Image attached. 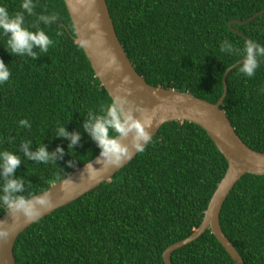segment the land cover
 Masks as SVG:
<instances>
[{"label":"trees","instance_id":"trees-1","mask_svg":"<svg viewBox=\"0 0 264 264\" xmlns=\"http://www.w3.org/2000/svg\"><path fill=\"white\" fill-rule=\"evenodd\" d=\"M23 0H0L9 15L24 12ZM24 27L43 30L53 41L33 60L9 54L0 29V60L11 72L0 84V152L19 154L14 173L25 181L28 198L63 178L101 149L83 128L88 113L102 115L111 99L73 40L62 0H32ZM114 31L134 70L152 85L191 93L215 102L226 67L243 57L246 40L264 46V0H105ZM55 14L45 24L41 16ZM245 36V39L242 37ZM227 39L239 52L220 50ZM33 51H38L33 48ZM242 62L225 76L219 105L236 135L251 149L264 152V57L251 78ZM27 120L30 128L21 127ZM63 126L80 133L70 140L56 135ZM110 135L116 136L115 132ZM57 147L55 163L27 160L20 149ZM71 162V166H70ZM226 167L203 129L188 121H168L151 143L109 179L71 202L32 222L16 237L15 264H164L161 251L189 235L199 224L207 201ZM4 178L0 176V195ZM0 203V215L3 208ZM220 228L244 264H264V175L245 173L234 183L218 214ZM171 264H233L206 228L170 253Z\"/></svg>","mask_w":264,"mask_h":264},{"label":"water","instance_id":"water-1","mask_svg":"<svg viewBox=\"0 0 264 264\" xmlns=\"http://www.w3.org/2000/svg\"><path fill=\"white\" fill-rule=\"evenodd\" d=\"M62 1L71 21L73 40L82 49L94 76L111 101L114 95H120L134 105L135 109L140 110L134 112L136 118L150 117L153 127L148 131L151 136L164 122L178 120L196 124L204 130L226 162L224 173L207 201L199 224L189 235L170 243L161 251L163 263L171 264L170 253L174 249L191 242L208 228L232 263L244 264L234 246L223 234L218 221L220 207L240 176L245 173L264 175V152L249 148L236 135L224 111L219 107L226 89L225 76L230 69L243 61L244 56L224 69L221 75L222 92L213 103L185 91L152 86L137 74L127 58L114 31L105 0ZM262 12L264 7L246 20H230L227 25L232 31L237 32L231 28V23L249 21ZM242 37L245 39V36L242 35ZM124 77H128L130 82H124ZM126 89H130L131 94L125 91ZM122 143L128 146L131 155L120 164L104 166L98 163V160H102L100 150L63 178L28 197L27 199L33 200L48 195L52 200L50 207L36 206L39 215L35 220H27L23 215H20L19 219L12 220L10 210L4 207L0 221L4 222V227L12 229V234L6 243L0 242V264H15L12 247L17 235L24 228L109 179L137 153L132 137L123 140ZM88 164H91L94 169L90 168L86 171Z\"/></svg>","mask_w":264,"mask_h":264},{"label":"clouds","instance_id":"clouds-1","mask_svg":"<svg viewBox=\"0 0 264 264\" xmlns=\"http://www.w3.org/2000/svg\"><path fill=\"white\" fill-rule=\"evenodd\" d=\"M21 7L24 12L30 14L35 5L32 0H23ZM24 12L11 16L5 7L0 6V29L8 37L7 45L11 50L10 55H27L35 60L40 56L39 53L48 51L53 41L43 30L30 31L25 28L23 26ZM56 19L57 16L54 13L40 17V20L45 24ZM33 48H37L38 51H33ZM220 50L229 54L239 52V49L235 48L227 39L221 43ZM243 56L244 59L239 70L242 74L251 78L259 67V58L264 57V46L248 39L244 43ZM10 76L11 72L8 66L5 65L3 60H0V84L7 82ZM124 82H130L129 78L124 77ZM125 91L131 94L130 89ZM135 111L140 110L135 109L134 105H131L129 101L120 95H114L111 104L102 109V115H94L92 112L88 113V119L84 121L83 128L101 149L100 156L102 160H98V163H102L104 166H112L118 165L129 158L131 155L129 148L122 143L123 140L129 137H132L137 150L141 152L144 151L147 144L151 143V134L148 129L153 127L152 119L150 117L138 119L134 115ZM19 125L25 128L31 127L29 122L24 119L19 121ZM110 132H115L117 135L112 136ZM56 135L68 138L70 140L68 148L71 149L81 138L80 133H69L63 126L57 128ZM30 146L31 141L22 142L20 145L23 156L27 160L55 163L57 153L61 156L64 155V149L60 147H57L55 152L50 153L44 145L37 147L35 152L29 151ZM21 163L22 158L19 154L9 151L0 152V176L4 178L0 203L10 210L12 220L19 219L20 215H23L27 220H35L39 215L36 206L50 207L52 200L48 195L34 198L33 200L20 195L25 191V181L22 177L14 178V173ZM90 168L94 169L91 164H88L86 171ZM3 225L4 222L0 221V242L6 243L12 234V229Z\"/></svg>","mask_w":264,"mask_h":264}]
</instances>
